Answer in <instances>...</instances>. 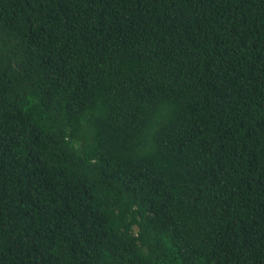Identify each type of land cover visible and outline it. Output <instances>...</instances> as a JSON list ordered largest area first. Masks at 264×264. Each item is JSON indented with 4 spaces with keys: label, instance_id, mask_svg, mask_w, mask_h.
<instances>
[{
    "label": "trees",
    "instance_id": "obj_1",
    "mask_svg": "<svg viewBox=\"0 0 264 264\" xmlns=\"http://www.w3.org/2000/svg\"><path fill=\"white\" fill-rule=\"evenodd\" d=\"M0 264H264V0H0Z\"/></svg>",
    "mask_w": 264,
    "mask_h": 264
}]
</instances>
